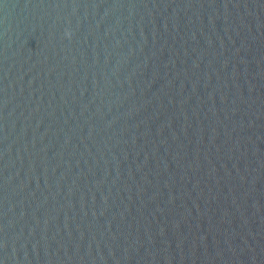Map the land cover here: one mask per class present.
Segmentation results:
<instances>
[{
  "label": "water",
  "instance_id": "obj_1",
  "mask_svg": "<svg viewBox=\"0 0 264 264\" xmlns=\"http://www.w3.org/2000/svg\"><path fill=\"white\" fill-rule=\"evenodd\" d=\"M0 264H264V0H0Z\"/></svg>",
  "mask_w": 264,
  "mask_h": 264
}]
</instances>
